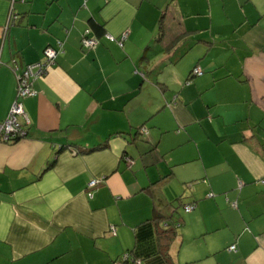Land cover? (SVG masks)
Instances as JSON below:
<instances>
[{
    "label": "crops",
    "instance_id": "obj_1",
    "mask_svg": "<svg viewBox=\"0 0 264 264\" xmlns=\"http://www.w3.org/2000/svg\"><path fill=\"white\" fill-rule=\"evenodd\" d=\"M47 47L27 135L0 141V264H151L159 202L171 264H264V0H0V121Z\"/></svg>",
    "mask_w": 264,
    "mask_h": 264
},
{
    "label": "built area",
    "instance_id": "obj_2",
    "mask_svg": "<svg viewBox=\"0 0 264 264\" xmlns=\"http://www.w3.org/2000/svg\"><path fill=\"white\" fill-rule=\"evenodd\" d=\"M17 16H15L14 12L10 14L9 21H15ZM97 43L96 38L92 35L91 29H88L82 39V45L84 47L90 48L95 46ZM61 48L57 47H47L45 50L44 59L37 61L35 63H31L26 66L24 72L19 76V87L16 100L10 110L9 115L3 121H0V141L3 142H13L17 137L21 135H25V127L23 122L19 120V116L25 119V123H28L29 120L24 112L23 99L34 95L36 92L31 87V83L33 80L43 76L47 71L52 67V65L56 61V56L60 52ZM203 73V70L200 66H195L193 68L192 74L194 76L200 75ZM147 128H141V131L146 133ZM129 162H132V159L129 158ZM97 185L96 180H92L89 183V187H94ZM91 195V194H90ZM186 211H191L193 209V205L189 204L185 206ZM114 229V227H112ZM230 250L236 249L235 244L229 246ZM140 261L138 260L137 263ZM122 264V263H121Z\"/></svg>",
    "mask_w": 264,
    "mask_h": 264
},
{
    "label": "trees",
    "instance_id": "obj_3",
    "mask_svg": "<svg viewBox=\"0 0 264 264\" xmlns=\"http://www.w3.org/2000/svg\"><path fill=\"white\" fill-rule=\"evenodd\" d=\"M90 22H91V28H90L91 33L94 34L93 36L98 41V38L100 36L105 35L104 26L102 24L98 23L94 19H91ZM121 45H122V42H121ZM24 127H25V125H24ZM144 127L145 126H143V128ZM141 128L139 131L141 133H144L141 131ZM25 131H26V129H25ZM148 132L149 131L147 130L146 134ZM26 135H27V132L25 135H21V136L17 137L13 142L23 138ZM106 146L107 145L103 143L102 145H99L96 147L83 148L79 151L77 150V152L78 153H86V152H89V151H92L95 149L104 148ZM66 148H71V147L70 146H66V147L62 146L59 149V151L62 149H66ZM54 162H55V159L50 161L48 165L51 166L52 164H54ZM189 204L193 205V209L196 206L195 203H189ZM189 204L181 203V205L184 207V209H185V206L189 205ZM160 205H161L160 202L156 203L155 209L157 208L156 209L157 213H155L154 216L150 219L151 221H146L144 224H142V226H140L139 230L137 231L138 242L139 241H141V243L144 242L149 248L152 246V248L149 249L150 251L154 247L153 240L154 239L158 240L159 248H158V250H156V252L155 251L152 252L151 256H153L155 259L151 262V264H154L156 262L157 257H159V256H157V254L159 252L161 253V251H163L164 248L168 249L169 244L178 235V230L183 223V218L181 217V212L179 211V208L177 206H176L177 208L174 207L175 210H173L172 214L164 215L159 209ZM185 211H186V209H185ZM187 212H189V211H187ZM154 223L158 225V229L154 228V225H153ZM159 227H160V229H159ZM235 246H236V244H235ZM137 247H138V244H137ZM143 254H146V252H144L142 250L138 251V249L137 250L129 249L128 251L124 252L122 255L119 256L117 263L118 264H121V263L122 264H144L145 258H147V256H145ZM160 255H164L167 258V262L169 264H171L168 261V259H169L168 253L164 252V253H161ZM138 260L140 261L139 263H137Z\"/></svg>",
    "mask_w": 264,
    "mask_h": 264
}]
</instances>
